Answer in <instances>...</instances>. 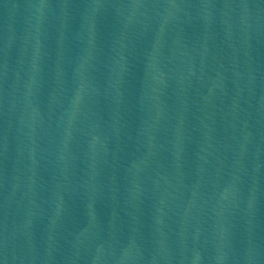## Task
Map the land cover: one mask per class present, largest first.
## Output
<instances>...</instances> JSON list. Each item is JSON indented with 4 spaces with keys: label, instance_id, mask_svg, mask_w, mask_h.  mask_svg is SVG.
<instances>
[{
    "label": "water",
    "instance_id": "1",
    "mask_svg": "<svg viewBox=\"0 0 264 264\" xmlns=\"http://www.w3.org/2000/svg\"><path fill=\"white\" fill-rule=\"evenodd\" d=\"M0 264H264V0H0Z\"/></svg>",
    "mask_w": 264,
    "mask_h": 264
}]
</instances>
